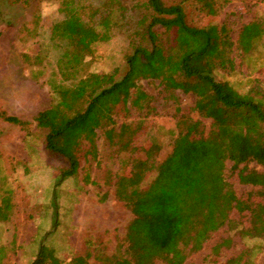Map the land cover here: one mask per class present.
Masks as SVG:
<instances>
[{
	"label": "trees",
	"instance_id": "obj_1",
	"mask_svg": "<svg viewBox=\"0 0 264 264\" xmlns=\"http://www.w3.org/2000/svg\"><path fill=\"white\" fill-rule=\"evenodd\" d=\"M229 1L148 0L153 16L146 28V43L131 45L123 58L124 74L112 79L108 73L85 70L93 46L107 38L93 22L77 15L83 0H59L64 16L75 15L76 24L52 39L61 51L55 62L59 78L48 83L54 99L33 118L36 127L45 131L44 150L66 161L57 182L76 175L83 144L88 145L85 154L95 159L98 130L119 151L131 155L139 151L113 130V115L120 104L125 111H151L150 96L138 85L141 79L158 80L168 93H191L193 108L211 120L205 131L200 121L181 115L171 151L163 160H155L160 148L155 142L141 148L143 158L134 157L133 186L118 180L114 189L116 199L131 213L126 245L107 258L109 264H184L211 234L224 226L235 228L231 226L233 212L247 218L246 227H236L241 237L264 239V89L257 85L242 93L213 76L216 68H233L228 29L215 18ZM188 7L207 18L203 26L187 22ZM262 31L255 21L242 25L238 34L241 50L250 51ZM0 119L22 127L26 124L1 109ZM226 161L231 162L238 183L255 190L237 196L224 177ZM252 161L262 170L247 168ZM126 164L121 165L122 172ZM148 173L153 176L142 186ZM82 180L94 184L87 168ZM11 199L8 190H0V222L10 218ZM229 244L230 239H222L212 247V254ZM4 250L0 246V264ZM250 255L247 249L229 258L227 264H256ZM29 264L62 262L47 250Z\"/></svg>",
	"mask_w": 264,
	"mask_h": 264
},
{
	"label": "rangeland",
	"instance_id": "obj_2",
	"mask_svg": "<svg viewBox=\"0 0 264 264\" xmlns=\"http://www.w3.org/2000/svg\"><path fill=\"white\" fill-rule=\"evenodd\" d=\"M77 15L93 22L107 38L93 46L85 70L119 79L125 71L124 54L131 45L146 43V28L153 16L148 0H83ZM215 18L228 29L233 61L232 69L216 68L215 79L228 81L242 93L257 85L264 89V0H231ZM206 21L203 14L187 8L189 24L203 26ZM252 21L263 31L251 50L243 52L238 34L242 25ZM75 24V15L65 17L59 0H0V109L26 122L22 127L0 119V190L11 193L13 205L10 218L0 222L3 264H29L47 250L62 264H109L108 257L124 250L125 229L131 220L130 211L116 199L114 189L118 180L133 186L136 159L143 158L141 148L152 142L159 144L155 154L159 162L171 151L178 131L176 120L181 115L200 121L205 131L211 124L193 108L195 97L191 93H168L158 80L141 79L138 85L150 96L151 111H125L120 104L113 115V130L139 151L133 156L119 151L98 130L95 159L85 154L88 145L83 144L76 175L57 182L66 161L44 150L45 131L36 127L33 118L54 99L48 83L59 78L55 62L61 51L52 39ZM230 166L226 161L224 177L242 198L252 187L238 183ZM246 166L262 170L253 161ZM85 168L94 184L83 182ZM152 176L146 174L142 186ZM231 219L235 228L224 226L211 234L203 248L184 264H227L229 258L247 249L251 260L264 264V239L241 237L236 227H246L247 218L233 212ZM225 238L230 239L228 247L213 255L212 247ZM87 252L91 256L86 257Z\"/></svg>",
	"mask_w": 264,
	"mask_h": 264
}]
</instances>
